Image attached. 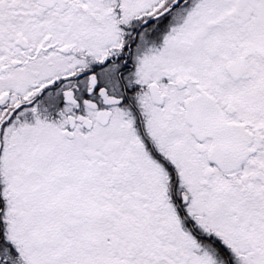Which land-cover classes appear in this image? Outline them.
<instances>
[{
	"label": "snow or ice",
	"instance_id": "obj_1",
	"mask_svg": "<svg viewBox=\"0 0 264 264\" xmlns=\"http://www.w3.org/2000/svg\"><path fill=\"white\" fill-rule=\"evenodd\" d=\"M0 264H264V0H0Z\"/></svg>",
	"mask_w": 264,
	"mask_h": 264
}]
</instances>
